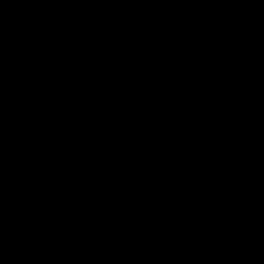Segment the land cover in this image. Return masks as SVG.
Returning a JSON list of instances; mask_svg holds the SVG:
<instances>
[{
	"label": "water",
	"instance_id": "obj_1",
	"mask_svg": "<svg viewBox=\"0 0 264 264\" xmlns=\"http://www.w3.org/2000/svg\"><path fill=\"white\" fill-rule=\"evenodd\" d=\"M0 264H264V0H0Z\"/></svg>",
	"mask_w": 264,
	"mask_h": 264
}]
</instances>
